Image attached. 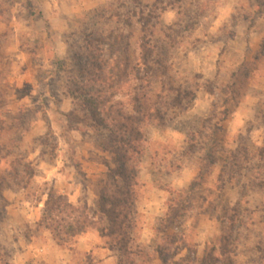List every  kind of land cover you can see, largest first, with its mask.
Segmentation results:
<instances>
[{
    "label": "rangeland",
    "instance_id": "rangeland-1",
    "mask_svg": "<svg viewBox=\"0 0 264 264\" xmlns=\"http://www.w3.org/2000/svg\"><path fill=\"white\" fill-rule=\"evenodd\" d=\"M122 56L129 76L96 71L122 68ZM121 165L136 183L131 237L146 252L264 264V0H0L9 263L124 264L116 249L108 262L77 249L108 248L95 230L60 247L41 225L51 190L97 211Z\"/></svg>",
    "mask_w": 264,
    "mask_h": 264
},
{
    "label": "trees",
    "instance_id": "trees-1",
    "mask_svg": "<svg viewBox=\"0 0 264 264\" xmlns=\"http://www.w3.org/2000/svg\"><path fill=\"white\" fill-rule=\"evenodd\" d=\"M112 45L110 44L111 49ZM117 49H120V47ZM120 52L122 55L125 53L124 51ZM111 53L112 50L108 55V59H111ZM149 54L151 55V53ZM146 57L143 58V65H146L145 67H147ZM121 61H124L122 68H119L120 66L117 65L116 61H113L112 65H109L107 60L103 64L97 61L95 63L96 71L101 73L105 69L111 77H127L129 76L127 70L130 67L129 58L122 56ZM94 77L97 81L105 82L104 76L94 74ZM85 103H89V100L85 99ZM134 134H139V131H136ZM119 140L124 142L126 138L120 136ZM121 159L125 160L126 158L121 155ZM106 176L110 194H102L100 196V206L97 211L91 210L85 203L81 206H75L51 190L48 192L44 203L41 225L44 224L45 228L50 230L53 240L60 247H72L69 245L75 237L88 230H95L100 237L108 240V249L111 251L116 249L121 257L125 258L124 264H153V260L156 257H158L162 264H170L163 253L166 251L163 246H157L146 252L131 237V230H133L135 223L134 216L137 215V210L134 206L136 200L135 192L132 190L136 186V183L132 184L128 180L129 173H127V170L122 165L118 169L108 168ZM135 177V171L133 170L132 179H135ZM64 214L66 218L63 216ZM226 249L227 246L219 250L222 258L225 257ZM193 257H195V253H193ZM200 259L202 264H215L220 261L219 257L214 255L213 252L204 253ZM0 264H10L8 256L1 247Z\"/></svg>",
    "mask_w": 264,
    "mask_h": 264
},
{
    "label": "crops",
    "instance_id": "crops-1",
    "mask_svg": "<svg viewBox=\"0 0 264 264\" xmlns=\"http://www.w3.org/2000/svg\"><path fill=\"white\" fill-rule=\"evenodd\" d=\"M93 235V234H92ZM92 236L90 235H86L84 236L81 240L85 241L86 239L88 238H91ZM79 246H77V249L82 251L83 253H88V254H95L96 251H107L105 252V257H103V262H108L110 261L111 259H113V255H112V251L108 248H106L105 246H80V243H78ZM93 257V256H92ZM95 261H98V260H95ZM161 262L157 257L153 260V264H156V263H159Z\"/></svg>",
    "mask_w": 264,
    "mask_h": 264
}]
</instances>
